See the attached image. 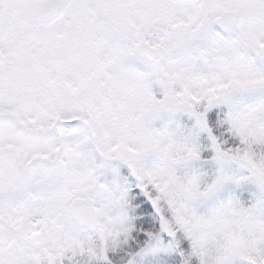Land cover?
<instances>
[{
	"label": "snow or ice",
	"instance_id": "1",
	"mask_svg": "<svg viewBox=\"0 0 264 264\" xmlns=\"http://www.w3.org/2000/svg\"><path fill=\"white\" fill-rule=\"evenodd\" d=\"M0 264H264V0H0Z\"/></svg>",
	"mask_w": 264,
	"mask_h": 264
}]
</instances>
